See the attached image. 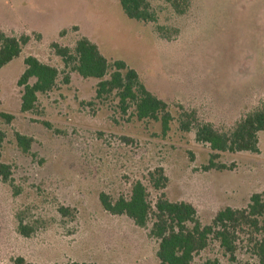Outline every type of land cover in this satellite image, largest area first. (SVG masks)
<instances>
[{"label":"rangeland","instance_id":"1","mask_svg":"<svg viewBox=\"0 0 264 264\" xmlns=\"http://www.w3.org/2000/svg\"><path fill=\"white\" fill-rule=\"evenodd\" d=\"M152 8L155 21L144 23L128 19L119 0H0V29L31 39L0 69V112L14 116L10 124L0 118L6 136L0 163L13 174L11 184L0 178V264L18 257L34 264H160L152 225L140 228L100 203L101 193L129 198L141 181L155 204L161 192L149 174L160 167L169 179L167 199L192 204L204 225L218 211L246 208L253 194H264V131L258 153H222L215 163L233 170L205 172L210 146L196 141L195 129L179 126L182 108L229 132L264 102V0H193L184 16L162 0ZM84 36L169 105L174 121L166 135L160 123L124 114L114 96L97 100L99 80L65 67L52 44L73 49ZM29 56L60 74L56 87L23 113L17 83ZM17 133L33 139L28 153ZM20 219L34 229L30 238L18 233ZM249 233L239 234L234 261L212 241L192 264H261Z\"/></svg>","mask_w":264,"mask_h":264},{"label":"trees","instance_id":"2","mask_svg":"<svg viewBox=\"0 0 264 264\" xmlns=\"http://www.w3.org/2000/svg\"><path fill=\"white\" fill-rule=\"evenodd\" d=\"M153 1L160 0H119L125 16L137 22H153L156 14L152 8ZM171 5L176 15H186L192 7L193 0H162ZM30 36L16 37L8 35L0 29V69L20 57L23 48L30 42ZM52 48L63 60L66 68L78 73L85 79H96V99L114 96L124 114L135 116L139 121L160 123L166 135L174 121L169 105L152 94L139 79L138 73L129 68L124 61L110 63L101 53L99 47L88 37L77 40L71 49L58 43ZM25 70L18 80L22 88L21 111L32 112L39 102L40 94L51 92L57 85L60 72L55 67L29 56L24 61ZM69 83V77L65 78ZM179 126L182 132L195 129V139L199 143L208 144L211 159L204 171L233 170V166L218 165L215 161L222 153L259 152V133L264 131V102L256 109L247 113L236 122L229 132H222L210 122H202L194 111L181 108ZM0 118L10 124L14 116L0 112ZM5 134L0 130V159ZM18 146L24 153L31 149L33 139L17 133ZM12 167L0 163V178L3 183L11 184ZM152 187L161 192L155 204L149 200L147 187L137 181L133 184L129 198L121 196L112 200L108 195L100 194L103 209L114 216L125 215L136 226L147 228L152 225L149 236L158 241L157 259L160 264H192L195 256L204 251L212 241H217L232 261L237 253L239 234L250 232L248 244L252 252L264 264V194L255 193L246 208L234 209L226 207L218 211L209 225H204L198 218L196 208L188 202H171L163 190L169 182L163 168H157L149 174ZM63 216L69 214L68 209L61 208ZM18 233L30 238L34 229L20 219ZM13 264H34L18 257ZM61 264V263H53ZM64 264H96L68 262Z\"/></svg>","mask_w":264,"mask_h":264}]
</instances>
